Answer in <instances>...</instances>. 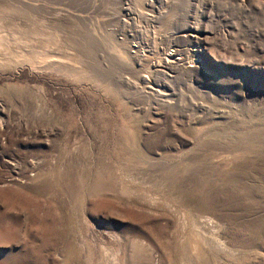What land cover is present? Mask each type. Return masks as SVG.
Listing matches in <instances>:
<instances>
[{"label": "rangeland", "instance_id": "rangeland-1", "mask_svg": "<svg viewBox=\"0 0 264 264\" xmlns=\"http://www.w3.org/2000/svg\"><path fill=\"white\" fill-rule=\"evenodd\" d=\"M18 1L96 78L0 57V264H264V0Z\"/></svg>", "mask_w": 264, "mask_h": 264}, {"label": "bare ground", "instance_id": "bare-ground-1", "mask_svg": "<svg viewBox=\"0 0 264 264\" xmlns=\"http://www.w3.org/2000/svg\"><path fill=\"white\" fill-rule=\"evenodd\" d=\"M5 1V0H4ZM8 1H10V0H7V1H5V2H8ZM20 1V0H19ZM18 1V2H19ZM11 2V1H10ZM8 3L9 5L10 4H12V2L14 3V0L11 2V3ZM16 3H17V1H16ZM16 3H15V6H13V10H14V7H15V9H16V7L18 6V3H17V5H16ZM24 2H22V4H23ZM28 3V2H27ZM8 4L6 3H3V1H1L0 0V57L2 58V59H5V61H20V63L21 62H23V61H29V64L31 65V66H35V67H46V68H48V70H50L49 68H54L55 70H61L62 72H64V73H70V74H72V75H76V76H78L79 78L80 77H83V78H85V79H90V80H93L94 78H96V77H94V73L92 74V73H90L91 71L90 70H88L90 67H86L85 65L87 64L86 62H88L87 60H85V61H83L84 59H82L81 58V56H84V55H81L80 57H79V55H78V53L76 54V52L73 50H71V51H69V49L68 48H66V46L64 47L65 49H68V50H64L63 51V49H62V51H61V49L58 51V47L59 46H57L56 44H57V42L58 41H60L61 39H60V37H62V36H60V37H58V36H56V35H52L53 34V32H52V34L50 33V31H49V33H44V32H42V31H40V22H38V21H36V23L39 25V29H36L37 28V26H36V28L35 27H33V29L34 30H29V29H27L28 27L26 26L25 28H24V26H22V27H20L21 25L19 24L18 26L17 25H14V26H12V24H9V25H11V27H6L5 26V24L3 23L4 21H3V19L2 18H4V15L2 16V12L5 10V8L4 7H7L8 6ZM22 4H19V6L21 5V6H23ZM26 3H24V5H25ZM29 4V3H28ZM14 5V4H13ZM29 6V5H28ZM26 7V6H25ZM21 8V7H20ZM24 8V7H23ZM29 8V7H28ZM27 8V9H28ZM31 9H32V7H30ZM8 9H9V6H8ZM30 9V10H31ZM7 10V9H6ZM18 10H19V7H18ZM32 10H34V7H33V9ZM31 10V11H32ZM11 11V10H10ZM10 11H8V12H10ZM17 11V10H16ZM23 11V10H22ZM7 11H6V13H8ZM12 12V11H11ZM19 12H20V10H19ZM24 12H26V11H24ZM38 12V11H37ZM3 13H5V12H3ZM14 13V12H13ZM16 13V12H15ZM29 13V12H28ZM28 13H27V15H28ZM61 13V12H60ZM64 13V12H63ZM11 14V13H10ZM19 13H17V15H18ZM30 14V13H29ZM59 14V13H58ZM57 14V15H58ZM73 14V13H72ZM263 14H264V12H263ZM12 15V14H11ZM22 15H23V13H22ZM24 15H26L25 13H24ZM31 15L32 14H30L29 16V18H31ZM34 15V14H33ZM63 15V14H62ZM64 15H65V13H64ZM6 16V15H5ZM19 16V18H21V14L20 15H18ZM67 16V15H66ZM66 16H64V17H66ZM70 16V15H69ZM74 16V15H73ZM8 17H9V15H8ZM11 17V16H10ZM16 17V16H15ZM23 18H24V16H22ZM59 17H61V16H59ZM58 17V18H59ZM19 18H17L18 19V21H19ZM23 18H21V19H23ZM27 18V17H26ZM25 18V19H26ZM32 18H34V17H32ZM76 18V17H75ZM6 19V18H5ZM8 19V18H7ZM12 19L14 20V18L12 17ZM16 19V20H17ZM28 19V18H27ZM61 20H62V18H60ZM64 19V18H63ZM9 20V19H8ZM35 20V19H34ZM42 20V19H41ZM46 22H47V20L46 19H44ZM55 20H59V19H55ZM77 20H78V17H77V19H76V21L75 22H77ZM5 21H7V20H5ZM23 21H24V19H23ZM30 21H31V19H30ZM43 21V20H42ZM49 21V23L51 22L50 21V19L48 20ZM54 21V20H53ZM79 21V20H78ZM9 22V21H8ZM11 22H13L12 20H11ZM20 22V21H19ZM18 22V23H19ZM29 22V21H28ZM44 22V21H43ZM6 23V22H5ZM14 24L15 23H17L16 21L15 22H13ZM17 23V24H18ZM24 23V22H23ZM53 23V22H52ZM56 23H57V21L55 22V25H56ZM70 23V22H69ZM78 24H79V22H77ZM27 24H29V23H27ZM32 24V23H31ZM35 24V23H34ZM43 24V23H42ZM45 24V23H44ZM46 24H48V22L46 23ZM54 24V23H53ZM52 24V25H53ZM58 24V23H57ZM71 24H73V21H72V23ZM50 25H51V23H50ZM51 25V26H52ZM62 25V24H61ZM60 25V26H61ZM189 25V24H188ZM30 26H32V25H30ZM29 26V27H30ZM43 26V25H42ZM46 26V25H45ZM54 26V25H53ZM60 26L58 27V29L60 28ZM73 27H75L74 25H72ZM79 26H81V25H79ZM31 28V27H30ZM49 28V27H48ZM48 28H44V29H48ZM42 29V28H41ZM44 29H42V30H44ZM72 29H74L75 30V28H71V30ZM77 29V28H76ZM199 29H201V28H199L198 26H191L190 27V29H188L189 31H191V33L194 35V36H196L195 35V31L196 30H199ZM45 30V31H46ZM54 30H55V28H54ZM63 29L61 28V30L59 31V32H61ZM87 30V29H86ZM195 30V31H194ZM48 31V30H47ZM52 31V30H51ZM57 31V30H56ZM66 31V30H65ZM65 31H63V32H65ZM73 31V30H72ZM82 31H84L83 29L80 31V33L82 34ZM42 32V33H41ZM58 32V31H57ZM63 32H61V33H63ZM70 32V31H69ZM79 32V31H78ZM72 33V34H71ZM80 33H79V35H80ZM58 34H60V33H58ZM64 34V33H63ZM67 34H69V35H67V37H69L70 36V34L71 35H73V32H70V33H68L67 32ZM65 35V34H64ZM74 35H75V33H74ZM99 35H101V34H99ZM191 35V34H190ZM98 36V35H97ZM40 37V38H39ZM71 37V36H70ZM63 39L65 38V36H63L62 37ZM72 38H74V37H72ZM71 38V39H72ZM78 38V37H77ZM77 38H75L74 40L75 41H78V39ZM80 38V37H79ZM83 38H85V36H83ZM39 39H40V41H39ZM70 39V38H69ZM81 39V38H80ZM101 39V38H100ZM103 39V38H102ZM101 39V40H102ZM42 40V41H41ZM68 40V39H67ZM65 41V40H64ZM63 41V42H64ZM80 41H82V40H80ZM115 40H113V42H114ZM10 42H17L18 44H19V46H20V49L19 48H17L19 51H21L22 53H21V55H20V57L19 58H17V60L16 59H14V54H12V53H9V48H10ZM69 42V41H68ZM71 42V41H70ZM79 42V41H78ZM77 42V43H78ZM12 43V44H13ZM17 43H14V44H16V46H17ZM61 43H62V40H61ZM66 43V42H65ZM75 44H73V45H75V47L77 46V43L76 42H74ZM11 44V45H12ZM53 44H55V46L58 48V49H56V50H53V47H52V50L50 49L51 48V46H53ZM64 44V43H63ZM63 44H62V46H63ZM67 45L69 44V43H66ZM71 44V43H70ZM71 44V45H72ZM84 44V43H83ZM59 45V44H58ZM72 45V46H73ZM79 45H82V44H79ZM86 45V44H85ZM12 46H15V45H12ZM12 46H11V48H12ZM71 46V47H72ZM69 48H70V46H68ZM74 47V48H75ZM79 47V49L81 48V46H78ZM82 47H83V45H82ZM86 47V46H85ZM16 48H14V49H16ZM126 48V47H125ZM55 49V48H54ZM76 49V48H75ZM84 49V48H83ZM89 48H87V50H88ZM80 50H82V49H80ZM77 51V50H76ZM84 51V50H83ZM91 51V50H90ZM90 51H88V54H91L90 53ZM125 52L127 51V49H125L124 50ZM12 52V51H11ZM80 52V51H79ZM82 52V51H81ZM80 52V53H81ZM87 52V51H86ZM129 52V51H128ZM127 52V53H128ZM83 54H85V53H83ZM130 54H131V52H130ZM92 55H93V51H92ZM169 54H167V56L165 57L167 60H169L168 58H171V56H168ZM86 56H88V55H86ZM86 56H84V57H86ZM126 56V55H125ZM132 56H133V54H132ZM128 57H129V54H128ZM131 57V56H130ZM129 57V58H130ZM135 57V56H134ZM88 59V58H87ZM175 61V60H174ZM2 62V61H1ZM18 62H16V63H18ZM83 62H85L86 64H83ZM168 62V61H167ZM89 63V62H88ZM192 63V62H191ZM96 64V63H95ZM92 65V64H91ZM98 65V63L96 64V66ZM94 66V65H93ZM95 66V67H96ZM193 66H195V68H196V65L195 64H193ZM99 67H100V64H99ZM190 67H192V66H190ZM45 68V69H46ZM94 68V67H93ZM97 68V67H96ZM193 69V68H192ZM36 70V69H35ZM39 70V69H38ZM41 70V69H40ZM55 70H54V72H55ZM94 70H95V68H94ZM93 70V71H94ZM57 72V71H56ZM59 73V72H58ZM61 73V72H60ZM96 73V72H95ZM97 74V73H96ZM105 74V73H104ZM148 75V74H147ZM71 76V75H70ZM75 76V77H76ZM108 76V75H107ZM74 77V78H75ZM98 77V76H97ZM104 78H103V80L105 79V77L106 76H103ZM149 77V76H148ZM107 78V77H106ZM121 79V78H120ZM83 80V79H82ZM90 80H88V81H90ZM102 80V81H103ZM124 80V79H123ZM94 81H95V79H94ZM93 81V82H94ZM97 81V80H96ZM101 81V83H103ZM100 83V82H99ZM92 84V83H91ZM93 84H95V83H93ZM104 84H106V85H104ZM104 84H102V87H103V85L104 86H108V87H110L111 86V84H109V81L106 83V81H105V83ZM108 87H106V88H108ZM160 93V92H159Z\"/></svg>", "mask_w": 264, "mask_h": 264}]
</instances>
